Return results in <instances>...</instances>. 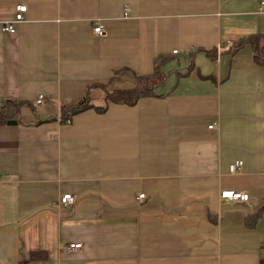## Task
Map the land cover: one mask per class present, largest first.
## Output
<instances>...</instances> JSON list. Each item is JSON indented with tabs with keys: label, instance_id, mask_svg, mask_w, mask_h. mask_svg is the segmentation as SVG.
Returning a JSON list of instances; mask_svg holds the SVG:
<instances>
[{
	"label": "crops",
	"instance_id": "0c3cea01",
	"mask_svg": "<svg viewBox=\"0 0 264 264\" xmlns=\"http://www.w3.org/2000/svg\"><path fill=\"white\" fill-rule=\"evenodd\" d=\"M260 1L0 0V23L28 8L0 33V106L55 119L167 77L135 107L0 125V264H264V67L228 53L264 37Z\"/></svg>",
	"mask_w": 264,
	"mask_h": 264
},
{
	"label": "trees",
	"instance_id": "16d2710c",
	"mask_svg": "<svg viewBox=\"0 0 264 264\" xmlns=\"http://www.w3.org/2000/svg\"><path fill=\"white\" fill-rule=\"evenodd\" d=\"M251 46L254 53L255 61L258 65L264 67V37L258 36L249 38L247 40L241 41L239 43L233 44L228 50L231 55L236 54L239 50L244 48L245 46ZM166 75L163 74L159 68L155 72V75L146 78H138V84L135 89L132 90H125V91H116L113 93H106L105 96V105L103 107H98L94 104L93 100L91 99L90 95L82 99L75 105L72 106H63L61 108V114L59 118L55 119H48V120H40L37 110L32 105L27 104H17V105H8L5 104L0 106V125H11L17 123L14 121L15 116L18 114L19 109L21 107H29L32 109L35 116L40 121L38 124L46 123V122H53L59 121L63 125H69L73 122V119L87 111L95 110L99 114H106L110 104L116 105H124L128 107H135L139 104L141 99L153 97L155 95V91L164 86L166 82ZM264 215V206L262 209L257 212L255 216V220L257 221L260 217ZM38 256L33 255L32 259H36Z\"/></svg>",
	"mask_w": 264,
	"mask_h": 264
},
{
	"label": "built area",
	"instance_id": "2783aa9c",
	"mask_svg": "<svg viewBox=\"0 0 264 264\" xmlns=\"http://www.w3.org/2000/svg\"><path fill=\"white\" fill-rule=\"evenodd\" d=\"M27 6L23 5L17 8V14L16 17L14 19V21L12 22H6V23H0V33L2 34H16L17 33V28L16 25L17 24H21L25 21V15L27 13ZM260 12L264 13V0L260 1ZM95 32L97 34L102 35L103 34V29L102 27H98L95 29ZM178 52H176L175 54H177ZM44 98L40 97L39 101L37 102L38 105L43 103ZM214 127L211 126L210 129H213ZM243 167V163L242 162H237L234 165H232L231 167V173L235 174L237 173L241 168ZM145 199V195H141L139 196V200H143ZM221 199L225 202H237V203H247L249 202V195L245 194V193H240V192H236V191H223L221 193ZM74 203V198L72 195H65L62 198L61 204L63 206H70ZM82 248V245H71L69 247L70 251H76V250H80Z\"/></svg>",
	"mask_w": 264,
	"mask_h": 264
}]
</instances>
